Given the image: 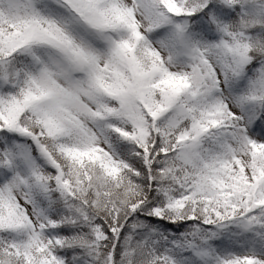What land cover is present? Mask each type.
Wrapping results in <instances>:
<instances>
[{
  "label": "snow or ice",
  "instance_id": "6c2138e0",
  "mask_svg": "<svg viewBox=\"0 0 264 264\" xmlns=\"http://www.w3.org/2000/svg\"><path fill=\"white\" fill-rule=\"evenodd\" d=\"M0 264H264V0H0Z\"/></svg>",
  "mask_w": 264,
  "mask_h": 264
}]
</instances>
